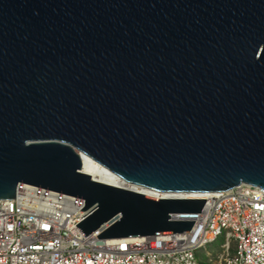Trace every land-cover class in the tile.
<instances>
[{
    "label": "water",
    "instance_id": "95a60500",
    "mask_svg": "<svg viewBox=\"0 0 264 264\" xmlns=\"http://www.w3.org/2000/svg\"><path fill=\"white\" fill-rule=\"evenodd\" d=\"M23 185L83 199L101 240L190 233L172 215L206 200L184 197L263 191L264 0H0V202Z\"/></svg>",
    "mask_w": 264,
    "mask_h": 264
},
{
    "label": "built area",
    "instance_id": "2783aa9c",
    "mask_svg": "<svg viewBox=\"0 0 264 264\" xmlns=\"http://www.w3.org/2000/svg\"><path fill=\"white\" fill-rule=\"evenodd\" d=\"M184 198L206 200L201 214L172 215L195 222L190 233L101 240L104 229L85 238L77 228L92 211L83 199L23 185L0 202V264H200L199 252L221 237L215 264H264V190Z\"/></svg>",
    "mask_w": 264,
    "mask_h": 264
},
{
    "label": "bare ground",
    "instance_id": "6f19581e",
    "mask_svg": "<svg viewBox=\"0 0 264 264\" xmlns=\"http://www.w3.org/2000/svg\"><path fill=\"white\" fill-rule=\"evenodd\" d=\"M80 156L83 157V172L89 176H91L96 181L116 186L124 189H128L131 191L141 192L144 193L148 197H152L155 199L161 198L164 195L157 194L153 192L146 191L140 187L128 184L124 182L123 180L115 177L112 173H110L107 169H105L103 166L99 165L97 162L92 160L89 157H86L87 155L80 154Z\"/></svg>",
    "mask_w": 264,
    "mask_h": 264
},
{
    "label": "rangeland",
    "instance_id": "374dc122",
    "mask_svg": "<svg viewBox=\"0 0 264 264\" xmlns=\"http://www.w3.org/2000/svg\"><path fill=\"white\" fill-rule=\"evenodd\" d=\"M224 244V239L221 237L212 245L207 246L199 252L200 264H215L218 261L217 256L222 254L221 246Z\"/></svg>",
    "mask_w": 264,
    "mask_h": 264
}]
</instances>
